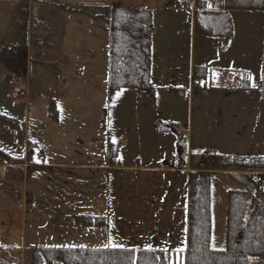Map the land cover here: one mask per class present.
Instances as JSON below:
<instances>
[{
  "label": "rangeland",
  "instance_id": "1",
  "mask_svg": "<svg viewBox=\"0 0 264 264\" xmlns=\"http://www.w3.org/2000/svg\"><path fill=\"white\" fill-rule=\"evenodd\" d=\"M3 1L0 2V52L4 48L21 47L22 56L18 69L8 67L0 58V113L14 118L18 124L11 126L0 120L1 150L21 159L28 148L34 149L35 158L41 148L46 147V162L53 159L56 166H63L68 159L80 163L90 158L95 163L100 159L106 160L107 164L106 142L110 134L114 138L110 140L115 145H124L122 155L118 150L124 164L133 162L153 166L165 161L172 168L175 166V136L178 137V133L162 131L157 138L154 123L157 119L162 126L178 123L179 132L187 123L189 99L176 87L170 86L171 89H168L166 86L171 81H187L184 79L185 64L190 52L186 33L191 14L166 10L153 12L157 42L152 46V62L153 51L156 52L155 65L161 52L166 53L170 58L166 63L171 69V77L156 82L155 94L123 89L110 95L107 24L83 13L68 14L66 3H84L86 6L82 11L107 15L111 4L129 2L130 5L137 0H25L26 5L19 10L16 3L3 4ZM93 2L96 3L91 6ZM19 13L22 18L25 15L22 22L18 21ZM232 17L235 24L233 37L229 41L207 37L209 41L198 43L196 58L208 57L209 61L214 62L215 74L223 78L229 77L231 70L247 71L252 86L257 88L262 82L264 12L235 11ZM159 38L164 43L158 44ZM16 88L20 90V96L27 92V98H15L13 94ZM51 98L58 109L56 119L50 112ZM73 113L81 115L80 120L75 119ZM87 116L93 117V120ZM83 117L90 119L89 125L85 126ZM83 149H87L81 154L83 157L77 155ZM67 151H75V156ZM90 152L93 156H90ZM38 157V163L42 164L44 159ZM7 160L0 156V245H11L18 252L23 247L28 251L32 245H101L104 241L102 231L82 226L76 221V216L68 215L72 206V210H81H78V205H73L77 197L87 203L84 209H89L94 200L106 201V198L121 196L166 199L168 204L162 205L166 218L175 217L177 227L180 222L184 225L185 172H154L149 177H144L143 172L135 181L128 182L120 172L112 171L107 179L105 170L102 173L88 171L87 183L80 193V188L76 192L70 189L78 183L66 182V169L47 173L35 171L29 185L32 190L38 187L33 195L41 200L43 209L32 215L28 211L29 216L25 220L18 209L24 189L23 171L20 168L5 169L3 164H7ZM217 178L214 184L218 200L213 209V246L223 249V192L224 188L236 185L224 174ZM255 260H252V264H258Z\"/></svg>",
  "mask_w": 264,
  "mask_h": 264
},
{
  "label": "trees",
  "instance_id": "2",
  "mask_svg": "<svg viewBox=\"0 0 264 264\" xmlns=\"http://www.w3.org/2000/svg\"><path fill=\"white\" fill-rule=\"evenodd\" d=\"M194 32L201 37H219L229 41L235 30L232 13L264 12V0H194ZM103 20L109 29L108 89H134L155 94L152 80V46L155 26L150 8L114 5L107 15L71 9ZM22 48H4L1 60L10 68L21 64ZM264 77V42H263ZM215 74L211 66H194L192 89L251 91L260 93L264 103V78L257 88L244 70H231L227 78ZM154 97V96H153ZM155 98V97H154ZM50 112L56 119L57 106L51 98ZM0 120L11 126L17 121L0 113ZM158 124L160 132H177V124ZM179 155L175 167L186 172L185 245L176 249L124 247H32L26 264H264V155H229L214 150L188 152L186 137L178 134ZM31 149V148H28ZM119 148L110 139L106 142L107 164L120 163ZM7 161L19 160L0 149ZM220 174L236 186L224 188V248L213 246L214 205L217 202L214 184ZM222 203V202H221ZM76 221L85 227H101L106 216L80 214Z\"/></svg>",
  "mask_w": 264,
  "mask_h": 264
},
{
  "label": "crops",
  "instance_id": "3",
  "mask_svg": "<svg viewBox=\"0 0 264 264\" xmlns=\"http://www.w3.org/2000/svg\"><path fill=\"white\" fill-rule=\"evenodd\" d=\"M1 1L3 0H0V2ZM69 1L70 0H68V2ZM113 1L114 0L110 2ZM116 1L117 0L114 2ZM173 1H176L177 4L181 5H175ZM2 3L10 5L16 3L18 5V10L19 8L23 9L24 4L26 5L25 0H6ZM94 3L96 2H93L91 6H93ZM128 3L124 4L119 2L113 3L110 6L127 5L132 7L150 8L154 13L166 10L171 13L187 12L188 14H191L188 23V32L186 33L188 35L187 40L190 52L185 64L184 79L187 81H171L170 85L166 86L168 89H171L169 88L170 86L176 87V90H180L181 94L185 93L183 96H187L189 99L190 105L187 123L184 125L183 131H178V134H182L186 137L188 152H197L208 149L229 155H264V103L262 102L261 95L258 91L208 90L196 92L192 89V71L194 66H211L216 68L215 65H213L214 62L209 61L208 57L203 56L202 58L197 59L195 55L198 43L200 41L203 43L207 42L210 38L198 36L194 32V0H137L134 4L129 5ZM85 6L86 4H80V2L66 3V12L72 14L75 12L71 11V9L82 10ZM29 11L31 14L33 13L32 10ZM24 17L25 15L22 18L19 13L18 21L22 22L25 19ZM176 25L181 26L179 24ZM156 31L157 30L155 29V43L157 42V39H155V36L157 35ZM177 34L179 35V33ZM161 42L164 43V41L159 38L158 44H161ZM229 43L230 42H227V44ZM163 50H165V48H163ZM155 53L156 52L153 51L151 71L154 84L171 77L169 75L171 71L168 66L169 63H166L170 61L169 56L166 53L161 52L162 54L157 58V65H155ZM23 93L20 97L27 98V92ZM72 115H74L73 117L75 119L80 120L79 118L81 115L78 116L74 113ZM87 117L90 118L91 121L93 120V117ZM90 119L83 117V123L85 126L89 125ZM101 120V122H103V118ZM158 123L159 120L157 119L154 123L155 132L157 134L155 137L157 138L162 135L161 132H158L159 129L157 130ZM128 126L129 124H127V127ZM175 137L177 147V153L175 155L176 160L180 152V147L178 145V137ZM108 139L114 138L109 134V136H107V140ZM118 147L121 150L122 155V149L125 150L124 145H121L120 143ZM86 151L87 149L80 150V153L77 155L83 157L81 154ZM34 152V149H28L23 158H18L19 160H12L7 164H3L5 169L20 168L23 171L22 182L24 183V189L22 191V199L18 203V209L20 215L23 216L25 220L29 215L37 213L43 209L41 206V200H38V198H35L33 195L34 191H38V187L36 186L32 190L29 185V179L33 177L35 171L38 173H47L57 169H66V182L78 183L70 189L76 192L75 190H79L80 188V193L83 189L82 187L87 183L88 176L86 172H91L93 170L98 173H102L101 171L105 170L106 174L108 173L107 179H109V175H112V171H116L117 174L120 172V175H125L123 178L124 180L126 178L128 182L135 181L136 177L142 175L143 172L145 173L144 177H149V175H152L150 173L154 172L163 174L172 172L180 174L187 172V170L178 169L175 166L172 168V166L165 161L153 166L141 165L139 163L135 164L133 162H131V164H124L120 156V163L116 166L107 165L106 160L102 161L101 159L98 163H95L90 157H88L90 158L88 161H79L80 163L68 159L63 166H56L53 163V159H49L47 163V156L43 155L41 152L37 153L34 158ZM67 153L75 156L76 152L67 151ZM38 156H41V158L44 159L42 164L38 163ZM90 156H93V154L91 153ZM14 158H17V156ZM68 171L73 174L67 173ZM82 194L84 193L82 192ZM81 197L83 198V195ZM167 204L168 202L166 199L155 198L152 200L121 196L106 198V201L104 199L102 201L94 200L89 209H84L87 203L84 199L81 200L80 197H77V200L76 202H73V205H78V210H81H72L74 207L72 206L68 211V215H73L74 217L80 214L106 216L107 223L104 226L94 227V229L102 231L104 237L103 243L95 247H106V245L107 247H113L111 245L115 244L121 245V247L124 248L183 249L185 245V221L184 225L183 222H180V226L177 227L176 223H174L175 217L171 218L169 216L167 219L166 213L163 212L165 209L162 208V205ZM28 211H30L29 215L27 213ZM1 220L5 223L3 218ZM166 223L168 224L166 225ZM177 232L179 233L176 234ZM24 238L25 234L23 236V239ZM32 247L41 246L32 245L29 247L28 251L23 247L22 251L20 250V252H18L17 248H14L11 245H0V264H26L28 259H30Z\"/></svg>",
  "mask_w": 264,
  "mask_h": 264
},
{
  "label": "snow or ice",
  "instance_id": "4",
  "mask_svg": "<svg viewBox=\"0 0 264 264\" xmlns=\"http://www.w3.org/2000/svg\"><path fill=\"white\" fill-rule=\"evenodd\" d=\"M262 78H264V77H262ZM111 246H113V247H121V245H115V244H113ZM106 247H107V245H106ZM177 251H182V249H178Z\"/></svg>",
  "mask_w": 264,
  "mask_h": 264
},
{
  "label": "built area",
  "instance_id": "5",
  "mask_svg": "<svg viewBox=\"0 0 264 264\" xmlns=\"http://www.w3.org/2000/svg\"><path fill=\"white\" fill-rule=\"evenodd\" d=\"M19 93L18 90H16L15 94H14V97L17 98V94ZM42 151H45V148L42 149Z\"/></svg>",
  "mask_w": 264,
  "mask_h": 264
}]
</instances>
